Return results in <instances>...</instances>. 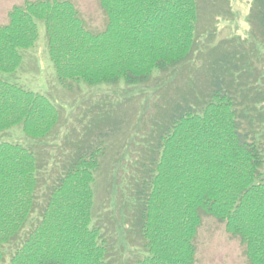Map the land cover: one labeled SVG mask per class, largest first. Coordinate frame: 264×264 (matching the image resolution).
Instances as JSON below:
<instances>
[{
    "label": "trees",
    "instance_id": "16d2710c",
    "mask_svg": "<svg viewBox=\"0 0 264 264\" xmlns=\"http://www.w3.org/2000/svg\"><path fill=\"white\" fill-rule=\"evenodd\" d=\"M99 3L107 17L100 32L86 26L69 0L15 6L0 27V73L20 68L21 51L38 41V22L67 90L82 83L145 86L155 73L178 69L195 52L198 0ZM254 18L264 38V0H256ZM239 91L224 77L215 78L201 104L176 103L154 143L144 139L151 151L135 162L125 198L143 249L135 264H195L204 216L240 240L246 264H264V114L256 106L247 110ZM60 121L46 96L0 78V133L21 126L27 137L44 140ZM116 130L118 125L100 130L79 147L41 203L38 155L0 143V264H111L112 245L95 207L106 144Z\"/></svg>",
    "mask_w": 264,
    "mask_h": 264
},
{
    "label": "rangeland",
    "instance_id": "374dc122",
    "mask_svg": "<svg viewBox=\"0 0 264 264\" xmlns=\"http://www.w3.org/2000/svg\"><path fill=\"white\" fill-rule=\"evenodd\" d=\"M27 1L38 0H0V27L8 23L15 6ZM69 1L90 30L105 29L107 17L99 0ZM255 2L198 0V44L191 59L166 75L155 73L145 86H127L121 81L117 86L82 83L74 84L71 90L62 88L49 57L42 22H38L35 46L21 51L20 68L13 74L0 73V78L46 96L61 114L58 128L44 140L27 137L21 126L0 133V143L20 144L38 155L42 166L39 203L58 177L61 165L79 147L93 141L98 131L119 126L107 141L96 185L95 215L106 228L112 245L111 264H135L143 255L140 239L128 218L129 204L125 203L131 194L128 177L134 172L135 162L145 159L151 151V144L148 147L145 140L154 143L176 103L184 100L201 104L211 91L212 81L224 77L231 88L240 87L238 97L247 110L256 106L264 114V38L254 18ZM261 118L259 115L256 122ZM195 242V264H246L240 240L213 217H203Z\"/></svg>",
    "mask_w": 264,
    "mask_h": 264
}]
</instances>
